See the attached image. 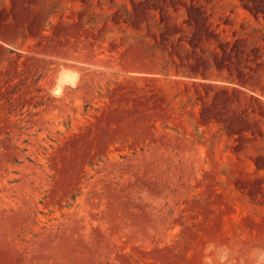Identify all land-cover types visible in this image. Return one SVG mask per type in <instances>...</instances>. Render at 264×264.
Listing matches in <instances>:
<instances>
[{
    "label": "rangeland",
    "instance_id": "obj_1",
    "mask_svg": "<svg viewBox=\"0 0 264 264\" xmlns=\"http://www.w3.org/2000/svg\"><path fill=\"white\" fill-rule=\"evenodd\" d=\"M254 37L264 0H0V264H264Z\"/></svg>",
    "mask_w": 264,
    "mask_h": 264
},
{
    "label": "trees",
    "instance_id": "obj_2",
    "mask_svg": "<svg viewBox=\"0 0 264 264\" xmlns=\"http://www.w3.org/2000/svg\"><path fill=\"white\" fill-rule=\"evenodd\" d=\"M254 31H256V30H254ZM246 39L243 37V38H240V39H238L237 41H236V43H242V42H244ZM253 45H252V47H253V49L254 50H256V51H259L260 52V54L258 55L260 58H262L263 57V55H264V51H262L261 49H262V47H261V45L259 44V38L258 37H254L253 39ZM244 56H249V54L248 53H244L243 54V57ZM257 63V65H260V63L259 62H256ZM239 65L241 66V65H243V63H239ZM185 74H187V76H190L189 75V73H185ZM247 73L245 72V70H243V69H240L239 70V75H241V78H242V76H245ZM248 75H250V77H256V76H254V75H252V74H248ZM258 76H259V74H258ZM228 80H229V82H231V83H234L235 82V79L233 78V75H232V73H231V75H230V78H228ZM243 79H240V83L243 85V86H245V85H247L246 84V81H242ZM245 82V83H244ZM254 82V81H253ZM251 86H254V83H251L250 84ZM254 88V87H253ZM204 105V104H203Z\"/></svg>",
    "mask_w": 264,
    "mask_h": 264
},
{
    "label": "bare ground",
    "instance_id": "obj_3",
    "mask_svg": "<svg viewBox=\"0 0 264 264\" xmlns=\"http://www.w3.org/2000/svg\"><path fill=\"white\" fill-rule=\"evenodd\" d=\"M60 82H58L59 84H58V86H57V88L58 89H60V87L63 85V84H73L74 83V79L71 77V76H69V75H63V76H61L60 78ZM65 86V85H64ZM57 91V90H56Z\"/></svg>",
    "mask_w": 264,
    "mask_h": 264
}]
</instances>
